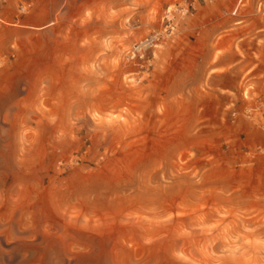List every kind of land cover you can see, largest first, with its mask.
Returning a JSON list of instances; mask_svg holds the SVG:
<instances>
[{"label": "rangeland", "instance_id": "374dc122", "mask_svg": "<svg viewBox=\"0 0 264 264\" xmlns=\"http://www.w3.org/2000/svg\"><path fill=\"white\" fill-rule=\"evenodd\" d=\"M0 264H264V0H0Z\"/></svg>", "mask_w": 264, "mask_h": 264}, {"label": "built area", "instance_id": "2783aa9c", "mask_svg": "<svg viewBox=\"0 0 264 264\" xmlns=\"http://www.w3.org/2000/svg\"><path fill=\"white\" fill-rule=\"evenodd\" d=\"M162 37L163 34L161 32H153L144 36L131 46L127 52V58L133 62L144 60L146 53L155 48Z\"/></svg>", "mask_w": 264, "mask_h": 264}]
</instances>
